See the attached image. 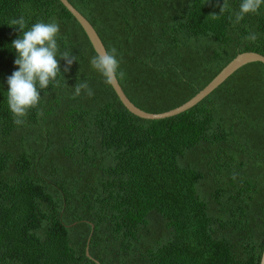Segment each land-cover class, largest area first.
<instances>
[{"label":"trees","instance_id":"obj_1","mask_svg":"<svg viewBox=\"0 0 264 264\" xmlns=\"http://www.w3.org/2000/svg\"><path fill=\"white\" fill-rule=\"evenodd\" d=\"M67 1L116 50L118 84L150 114L192 99L239 54L264 57V3L236 23L242 0ZM20 17L25 30L59 24L60 74L16 125L7 80ZM94 55L59 0H0V264H95L89 237L99 264H259L264 65L144 120L92 70ZM81 82L93 95H74Z\"/></svg>","mask_w":264,"mask_h":264},{"label":"clouds","instance_id":"obj_2","mask_svg":"<svg viewBox=\"0 0 264 264\" xmlns=\"http://www.w3.org/2000/svg\"><path fill=\"white\" fill-rule=\"evenodd\" d=\"M264 0H242L239 10L235 13V22L239 23L246 15L255 14ZM225 7L227 5L225 4ZM10 24L18 28L22 35L13 41L11 47L15 50L17 58L14 63L17 71L8 78L7 104L16 125L24 123V117L30 109L35 108L40 101V91L46 89L50 82L54 81L59 73L57 61L58 45L56 37L60 26L55 21L50 23L37 22L30 29L25 30L23 17L12 19ZM255 41V33L246 37ZM70 66L76 60L75 56L63 53L60 56ZM90 67L96 71L105 85H113L116 82L119 61L116 50H102L92 56ZM67 71V67L65 68ZM86 90L89 96L93 95L87 82H81L74 87V95H80ZM42 114V113H41Z\"/></svg>","mask_w":264,"mask_h":264},{"label":"water","instance_id":"obj_3","mask_svg":"<svg viewBox=\"0 0 264 264\" xmlns=\"http://www.w3.org/2000/svg\"><path fill=\"white\" fill-rule=\"evenodd\" d=\"M59 2L67 9V11L76 19L79 25L82 27L85 32L91 46L93 47L95 53L106 50L100 40L98 34L94 30V28L90 25V23L80 14L77 10H75L71 4L67 0H59ZM250 63H261L264 65V57L257 53H242L236 56L227 66L222 69V71L198 94H196L192 99L181 105L180 107L170 110L161 114H150L144 112L137 108L130 100L126 97L123 90L121 89L118 81H114L113 85H110L116 94L117 98L123 105V107L132 115L144 119V120H163L170 117L177 116L195 105L201 102L204 98L210 95L215 89H217L222 83H224L234 72L242 68L243 66ZM90 237L87 240V245L85 248V255L87 258L91 259L95 264H99L97 261L92 259L89 255L88 245H89ZM259 264H264V248L262 251V255L260 258Z\"/></svg>","mask_w":264,"mask_h":264}]
</instances>
